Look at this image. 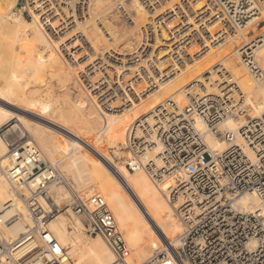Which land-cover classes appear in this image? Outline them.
Here are the masks:
<instances>
[{"label":"bare ground","instance_id":"6f19581e","mask_svg":"<svg viewBox=\"0 0 264 264\" xmlns=\"http://www.w3.org/2000/svg\"><path fill=\"white\" fill-rule=\"evenodd\" d=\"M17 1L0 0V214L5 217L9 213L5 204L11 202L22 220L10 225L6 234L17 236L23 232L24 224L30 223L23 198L29 195L28 187L12 186L6 178L7 167L17 148L35 144L41 159L50 167L58 158L62 159L61 166L54 168L67 183H75L74 193L83 198L99 195L114 219L111 247L101 235L84 234L77 217L76 228L70 230L67 216L71 212L69 208L61 211L47 226L54 236L60 264H144L163 249L172 251L183 231L178 204L168 195L173 179H153L144 168L130 171L126 167L130 157L126 150L127 131L144 118L151 124L148 114L167 98L182 107L189 93L204 96L221 89L233 94V84L242 94L245 111L253 114L249 117L264 113V78H256L241 63L245 54L255 58L248 63L264 69V31L251 35L255 24L264 21L263 14L257 16L261 13L259 7L264 8V0H248L242 13L249 19L243 29L234 28L228 21L233 16L228 17L225 3H209L208 17L207 3L199 0L194 19L187 18L182 28L195 30L200 36L208 30L215 46H210L203 36V46L194 42V46L187 48L188 54L198 53L196 58L190 57L181 66L172 54L175 48L183 46L162 42L157 37L150 42L145 36L148 12L140 7L139 0H119L133 24L123 15L113 20L108 11L109 0H94L90 19L83 21L77 14L82 0H32V19L14 11ZM228 1L233 4V13L239 14L240 0ZM172 4L169 11H156L153 15H161V21H177L179 13H171ZM99 16L105 34L94 22ZM42 17L49 21L47 25L55 31L54 37L43 29ZM162 39L168 40L164 32ZM155 60L166 69L158 78L157 73H145L148 64ZM169 67L173 68L167 70ZM205 73L211 74L208 81L203 78ZM187 86L190 87L185 89ZM147 91H151L150 95L140 96ZM244 122L242 116L228 117L218 129L233 132L234 142L242 144L237 131ZM196 127L212 151L222 152L231 145L208 130L202 120H196ZM103 138L124 149L123 161L112 157L119 170L100 181L83 178L80 169L88 159L96 158L97 166L109 164L102 161L109 157ZM160 149L157 143L139 159L143 163L154 160L160 166ZM48 192L58 206L70 201L63 183H52ZM234 206L245 213H264V203L255 194L240 195ZM177 232L173 241L154 253L161 242ZM175 260L176 264H187L178 257Z\"/></svg>","mask_w":264,"mask_h":264},{"label":"built area","instance_id":"2783aa9c","mask_svg":"<svg viewBox=\"0 0 264 264\" xmlns=\"http://www.w3.org/2000/svg\"><path fill=\"white\" fill-rule=\"evenodd\" d=\"M31 1L18 0L14 11L31 18ZM93 2L81 1L77 9L80 21L90 19ZM198 2L139 0L140 7L148 12L145 36L151 39L150 42L157 37L162 42H175V45L179 43L183 46L179 50L175 48L172 54L179 66L184 61L189 62L190 57L196 58L198 53L193 51L188 54L187 48L194 46V42L203 46V36L208 39L210 46H215L216 41L209 38L211 34L208 30H203V36H200L195 30L185 31L182 28L187 18L194 19ZM205 2L208 17L209 3H225L228 17L233 16L228 21L236 29H239L238 26L244 28L249 19L242 13L248 6V0H240L241 12L237 15L233 13V4L228 0ZM170 3H173L171 13H179L177 21H161V15H153L156 11H169ZM109 5L111 8L108 11L113 15V20L117 21L123 15L133 24L122 1L109 0ZM94 22L105 34L101 17L94 18ZM40 23L46 33L54 37L55 31L47 25L49 21L42 17ZM205 25L210 26L208 21ZM163 32L168 40L162 39ZM254 59L245 54L241 56L242 63L249 67L251 73L262 79L264 69L258 64L248 63ZM165 71L155 60L148 64L145 73H157L158 78ZM233 88V94L218 88L219 93L192 96L182 107L167 98L148 114L152 117L151 124L144 118L134 122L127 131L126 150L130 157L126 160V167L130 171L144 168L153 179L171 177L173 183L169 188V199L177 202L183 224L176 248L172 251L163 249L146 264H176L177 257L187 264H264V213H245L234 206L235 199L246 193L255 194L264 203V113L256 117L247 116L237 131L242 144L235 143L233 132L218 129L219 124L228 117L246 114L242 94L236 84H233ZM197 119L202 120L216 136L231 142V145L222 152L212 151L196 127ZM157 143L161 146L158 154L161 165L158 166L154 160L143 163L139 159L141 154L157 147ZM13 154L6 178L14 187H28L29 195L22 197L25 198L30 223H25L23 232L17 236L6 234L10 225L22 220L21 215L13 210L11 202L5 204V211L9 213L5 217L0 214V264H60L54 236L47 226L63 211V206L55 204L48 189L52 183L67 185L66 181L54 167L41 159V152L35 144L19 147ZM65 203L80 218L86 234L101 235L113 247L114 219L105 209L104 200L99 195L83 198L73 193L70 201Z\"/></svg>","mask_w":264,"mask_h":264},{"label":"rangeland","instance_id":"374dc122","mask_svg":"<svg viewBox=\"0 0 264 264\" xmlns=\"http://www.w3.org/2000/svg\"><path fill=\"white\" fill-rule=\"evenodd\" d=\"M20 1V0H19ZM261 9V10H260ZM259 10H260V12L261 13H259L257 16H259V17H262V14L264 15V12H262V11H264V8H261V6L259 7ZM12 11H13V9H12ZM25 18H27V19H31L30 17H25ZM248 20V19H247ZM255 27H256V29H255V31L254 32H252L251 33V35H259L260 33H262L263 31H264V21H261L259 24H255ZM243 29V28H242ZM251 29V28H250ZM235 47H236V49L238 48L237 47V43H234L233 44ZM207 62V61H206ZM206 62L204 63V65L206 64ZM241 63H242V61H241ZM211 74L210 73H205L204 75H203V78H207V77H209ZM206 81H208V79H206ZM190 86H187L185 89H188ZM150 92L151 91H147V92H145V95L143 94V93H141L140 94V96H142L143 98H144V96H147V95H150ZM186 93V92H185ZM196 94H194V93H189V94H187V96H188V99H186V103L184 104V105H186L187 103H188V101H189V99L192 97V96H195ZM183 105V106H184ZM251 115H253V114H249V113H247L246 112V114L245 115H239V116H242L243 117V121H245V119L247 118V116H251ZM238 116V117H239ZM238 117H234V118H238ZM95 138H97V137H95ZM103 140H105L104 141V143H105V147H106V155L107 156H109V157H105V159L104 160H102V161H104V162H109V164L108 163H106V164H102V165H94V163L96 162L95 160H97L96 158H90V159H88V161L81 167V169H80V172H82V177L83 178H86V179H96V180H98V181H100L101 179H104V178H108V177H111V176H113V175H115L116 174V172L119 170V168H117V167H115V166H117V162L116 161H123V157H124V155H125V151H124V149H120V148H117L118 146L117 145H115V144H112V142H111V140H109V139H107V138H103ZM89 143V142H88ZM112 157L114 158V160H116V161H114V162H112ZM62 159H57V162L55 163V164H51L52 165V167H57V166H61V161ZM48 163V162H47ZM110 164H112L111 165V167H110ZM111 168H114V169H111ZM64 184V183H63ZM66 184L67 185H65V187L67 188V190H68V192H69V194H70V197H71V194L72 193H74L73 192V188L75 187V183L72 181V180H69V182L67 183L66 182ZM69 197V198H70ZM66 201H64V202H62V206H63V211L64 210H66L67 208H69V207H67L66 206V203H65ZM105 209L107 210V208L105 207ZM69 210H70V212H71V216H67L68 217V222H69V229L70 230H74L76 227L74 226L75 225V218L77 217L73 212H72V210L69 208ZM99 214V213H98ZM77 218H79V217H77ZM80 219V218H79ZM81 221V220H80ZM83 228V224H82V226H81V229ZM84 229H82V231H83ZM84 232V231H83ZM179 232H177V233H175L171 238H169L167 241H165V242H161V245H160V247L154 252V253H156L163 245H165V244H168L169 242H171V241H173L174 240V238H175V236L178 234ZM84 234H86L85 232H84ZM87 236H89L88 234H86ZM92 236H95V235H92ZM154 255V254H153ZM147 263V262H146ZM146 263H144V264H146Z\"/></svg>","mask_w":264,"mask_h":264}]
</instances>
